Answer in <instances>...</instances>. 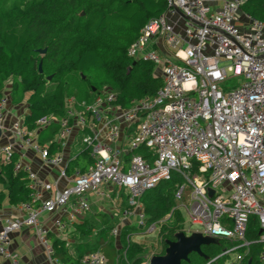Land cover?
I'll use <instances>...</instances> for the list:
<instances>
[{"label": "built area", "instance_id": "2783aa9c", "mask_svg": "<svg viewBox=\"0 0 264 264\" xmlns=\"http://www.w3.org/2000/svg\"><path fill=\"white\" fill-rule=\"evenodd\" d=\"M244 2L167 0L166 12L150 18L127 49L134 60L160 66L163 84L154 95L129 106L118 102V92L106 85L92 102L68 97L64 116L44 115L31 128L27 114L11 109L8 95L3 96L4 161L11 160L16 148L31 149L45 165L60 169L51 182L30 164L16 162L15 171L27 173L31 193L17 207L19 213L0 229V254L9 264H25L9 250L12 233L23 227L34 229L49 264H63L53 256L50 228L41 215L54 216L55 228L63 230L62 213L71 208L75 220L91 209V196L104 195L108 187L127 195L121 221H133L131 225L143 235L156 233L160 223H147L141 198L160 182L171 180L173 172L184 180L175 193L176 208L185 206L203 235L231 243L220 255L235 252L233 264L242 263L250 251L247 232L253 216L261 228L259 241L264 242V21L245 12ZM233 77H239V83L225 89ZM51 125L57 127L56 143L61 146L55 153L38 136ZM74 133L82 137L94 162L83 170L75 168L70 176L67 164L77 155L66 160L64 152ZM141 149L148 154L139 153ZM61 179L67 185L59 186ZM187 187H191L188 205L183 204ZM209 189L214 190L212 196ZM44 191L51 194L45 196ZM119 234L120 228L114 226L111 235ZM151 256L140 264H149ZM80 264H109V260L94 250L84 254ZM259 264H264V250Z\"/></svg>", "mask_w": 264, "mask_h": 264}, {"label": "trees", "instance_id": "16d2710c", "mask_svg": "<svg viewBox=\"0 0 264 264\" xmlns=\"http://www.w3.org/2000/svg\"><path fill=\"white\" fill-rule=\"evenodd\" d=\"M166 10L167 0H0V100L6 94V81L11 78L9 107L25 100L29 105L26 123L32 128L44 115L58 118L65 115L66 99L60 98L58 88L68 89L69 83L74 82L73 73L78 74L79 81L88 83L84 94L88 98L105 85L118 92L117 100L125 106L143 96L154 95L163 84L162 77L156 73V64L134 60L128 56L127 49L146 22ZM243 10L264 21V0H245ZM43 48H46L44 55L39 52ZM77 94L73 91L68 96ZM54 146L55 143L50 145L51 153L56 152ZM143 153L148 154L146 150ZM17 161L14 154L2 165L0 181L8 189L10 203L20 205L30 199L31 188L27 173L15 171ZM93 162L89 150L82 148L68 168L83 170ZM178 175L160 182L142 196L148 224L160 221L175 207V193L180 185ZM3 196L0 192V198ZM98 216L102 227L95 236L98 228L92 218L76 224V236L82 241L74 246V251L67 240L51 233L53 256L63 264H80L84 254L100 250L109 264H140L146 248L139 242H128V226L115 241L111 235L113 222L106 214ZM177 220H180L179 211ZM163 229L160 254L165 253L167 240H175L176 232L181 230L179 225L168 229L163 226ZM260 235L261 228L253 216L247 232L250 251L241 264H248L249 259L251 264H259L264 250ZM92 242L95 245L90 248ZM124 250L126 258L122 254ZM202 250L208 258L197 254L195 264H205L214 258L212 264H224L229 259V255H213L214 247H202ZM193 260L190 257L189 262Z\"/></svg>", "mask_w": 264, "mask_h": 264}, {"label": "crops", "instance_id": "0c3cea01", "mask_svg": "<svg viewBox=\"0 0 264 264\" xmlns=\"http://www.w3.org/2000/svg\"><path fill=\"white\" fill-rule=\"evenodd\" d=\"M214 7H217V5H214ZM10 108L13 110L15 109L12 106ZM22 111L23 110L21 109V111L19 112ZM24 113L28 114L29 109ZM38 136L39 139L43 138V142H42L43 144L53 145V143H55V146L53 148L56 150V152L61 149L60 144L56 143L57 127L55 125H51L49 127L43 128L38 133ZM78 137H79V133H74V135L70 138L71 139L70 142L72 141V139L73 142L70 145V147H68L64 152L66 160L68 158L70 159V156H72L73 154L78 155V153L80 152L81 149L80 150L75 149L76 140ZM6 141L7 140L4 138L0 140V143L2 144L5 143ZM14 154L17 156L18 160H22L24 163L30 164L32 168L38 172V174L43 180L54 182V180L58 178V175L60 173L59 167L45 165L41 160L40 155L34 152L33 150L31 149L21 150L19 148H16ZM70 161H68L67 164V173L68 175L71 176L75 168L74 169L68 168ZM4 163L6 162L4 161L3 156L0 154V173H1L2 165ZM65 185H67V181L65 179H61L59 181V186H65ZM0 192H2L4 195L2 198H0V229H1L3 225L9 221V219H11L14 215H17L19 213L17 208L19 205L10 203L8 198V189L1 181H0ZM50 194L51 191H44L45 196H49ZM119 195L122 196L121 197L122 205L125 204L127 197L126 193L121 190L118 191L117 189L112 187L106 188L105 194L102 196L92 195L91 209L85 212L84 214H78L75 217V220L71 219L70 214L72 209L69 208L66 212L62 213L61 216L63 222L65 223V229L63 230H58L55 228L52 222L54 216H51L47 213H43L41 215V219L48 226V228H50L49 236L52 233L53 235L61 239L67 240L70 250L74 251L75 249L74 246H76L82 241L80 237L76 236L75 233L76 224L82 223L86 218H89L90 214H93L92 220L94 221L95 217L98 216V214L100 213L108 215L110 220L113 222L114 216L111 215L110 211H114V210H109L107 206L104 207V202L114 201L115 199H118L120 197ZM99 221L101 222V218L99 219ZM9 250L16 253L17 256L20 258V260L25 264H49L48 256L44 249V246L39 242L38 238L36 237L35 231L32 227H23L22 229L13 232L11 235ZM234 260L235 258L229 260V262L228 261L226 262H228V264H233ZM0 264H9V260L1 254H0Z\"/></svg>", "mask_w": 264, "mask_h": 264}, {"label": "rangeland", "instance_id": "374dc122", "mask_svg": "<svg viewBox=\"0 0 264 264\" xmlns=\"http://www.w3.org/2000/svg\"><path fill=\"white\" fill-rule=\"evenodd\" d=\"M156 73H160V66H158V65H156ZM72 78H73L74 82L69 83V85L67 87L68 89H66V87H65L64 88L65 91H64V90H62L61 87L58 88L60 98L63 99V97H64L67 100V98L70 97V96H68L69 93H73V91H75L78 93L77 95H75L78 101L86 100L87 102H92L95 95L92 98H88L84 95L87 91L88 83L84 80L79 81L77 73H73ZM240 78H242V77H240ZM11 83H12V79L9 78L5 84L6 85L5 86V93L8 95V97L12 98ZM238 83H239V77H233V78H231V80L227 81L224 84V86L226 87L225 89H229V88L237 85ZM14 108L16 110H19V111H21V109H22L23 110L22 113H24V112L28 111L29 105L25 100H22L21 102H15ZM81 139H82V137L79 136L76 140V145H75L76 150H80V149L84 148V144L82 143ZM144 151H145V149H141V150H139V153H143ZM176 175H178V174L176 172H173V176H176ZM177 182L179 184H182V183H184V180L179 176L177 178ZM190 190H191V187H187V192L185 193L183 204L188 205L190 203L189 199H188V192H190ZM119 196H120L119 197L120 199L118 198V199H115L114 201H111V202H106V201L104 202V207L107 206L109 208V210H114V211H110L111 215L114 216L113 226L115 225V226H118L120 228L119 236H116L113 238L115 239V241L118 240V238L121 235V232L123 231V228L128 226V228L130 229L129 234H132L130 240L134 241V242H139L146 248V253L144 254L143 257L149 256V255H154V254H160L161 251L163 250L162 235H163V230H165V229H163V226H166V229H168V228H171V226L179 225L181 230H184L187 234H191L194 231H201L202 230V227L200 225L193 224L191 222L185 206L179 207L177 209L176 205H175V207L172 208V210L159 221L160 224H158V228L156 230V233H153L151 235H149V234L143 235V234H141V232H140L141 229H139L138 226L131 225L133 221H130V220L121 221L120 220V209L122 207V202H121L122 196L121 195H119ZM177 211H179V213H180V220H177ZM92 217H93V214H90L89 218H92ZM96 217L94 219V223L98 229H96L93 236H95L96 232H98L97 230H99L100 227H102V224L99 221L100 217L99 216H96ZM134 220H135V218H134ZM93 242L90 244V246H89L90 248L95 245V243H93ZM207 246L208 247L209 246L214 247L216 250L212 251V254L216 255L217 253L221 254L222 251L226 248H231V243L226 239H222V240H220L219 244L211 243L208 245H203L202 247L206 248ZM124 251L122 253L123 255L125 254ZM235 255H236L235 252H231L229 255V259L227 261L229 262V260L235 258ZM190 257H192L194 259L193 262L182 261L181 264H195L196 258H197V253L192 252L190 254ZM228 262H226L225 264H228Z\"/></svg>", "mask_w": 264, "mask_h": 264}, {"label": "water", "instance_id": "95a60500", "mask_svg": "<svg viewBox=\"0 0 264 264\" xmlns=\"http://www.w3.org/2000/svg\"><path fill=\"white\" fill-rule=\"evenodd\" d=\"M179 13L184 16L180 10ZM39 52L44 55L46 48L39 49ZM39 70L42 72V60L39 62ZM83 78H85V76H83ZM48 79H51V76H49ZM1 134L2 129L0 127V136ZM213 193L214 190L209 189V194L211 196ZM175 237V240H167V247L164 254H154L151 256L149 264H181L182 261L189 262V256L192 252L207 259L208 256L203 252L202 246L211 243H218L220 240L217 237L203 235L200 231H194L191 234H187L184 230H179L176 232ZM248 264H251V259H249Z\"/></svg>", "mask_w": 264, "mask_h": 264}]
</instances>
